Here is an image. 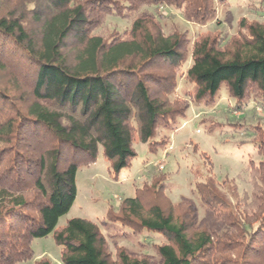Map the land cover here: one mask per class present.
I'll return each instance as SVG.
<instances>
[{
    "label": "trees",
    "instance_id": "trees-1",
    "mask_svg": "<svg viewBox=\"0 0 264 264\" xmlns=\"http://www.w3.org/2000/svg\"><path fill=\"white\" fill-rule=\"evenodd\" d=\"M216 1L0 0V264L30 261L33 240L51 234L61 264H153L124 249L113 256L95 222L57 226L75 202L79 164L95 163L101 150L118 175L137 155L136 136L151 145L187 110L170 98L187 35H166L141 10L170 8L202 24L215 17ZM256 10L264 14V0ZM126 13L140 15L122 36L94 33L106 16ZM239 25L235 38L209 33L193 42L190 94L211 106L225 88L235 110L255 102L264 111V22ZM258 155L246 204L236 197L234 206L208 178L197 185L207 219L199 222L197 204H168L156 179L109 208L106 220L157 241L159 264H264V137Z\"/></svg>",
    "mask_w": 264,
    "mask_h": 264
},
{
    "label": "rangeland",
    "instance_id": "rangeland-1",
    "mask_svg": "<svg viewBox=\"0 0 264 264\" xmlns=\"http://www.w3.org/2000/svg\"><path fill=\"white\" fill-rule=\"evenodd\" d=\"M216 6L215 17L202 24L190 23L170 8L155 11L144 7L141 10L140 14L154 15L166 35L175 30L187 35L178 89L170 96L172 101L187 105V110L173 126L160 127L151 145L141 143L136 136L134 149L137 155L118 175L110 171L101 150L95 163L79 164L77 196L70 211L60 218L58 228L75 218L95 222L107 238L108 251L113 256L124 249L135 257L146 256L153 264H159L157 241L149 238L147 233H134L119 223L107 221L109 208L117 210L123 199L134 197L138 189L150 187L156 179H159L162 197L168 204L194 201L198 206L199 222L206 219V208L197 185L208 178L234 206H237L236 197L243 199V203L251 199L255 181L251 182L249 170L260 160L258 146L264 137V111L261 107L253 109L255 102H250L244 111L235 110L236 102L225 88L213 105L195 103L190 94L195 85L187 81L185 74L191 65L193 42L198 37L213 33L225 40L235 38L241 32L242 19L264 22V14L256 10L259 0H217ZM127 14L124 17L106 16L94 28V33L106 40L122 36L131 27L133 19L140 15ZM231 185L236 192L230 190ZM32 250L33 258L22 264H36L43 258L52 264H61L62 249L53 234L33 240Z\"/></svg>",
    "mask_w": 264,
    "mask_h": 264
}]
</instances>
